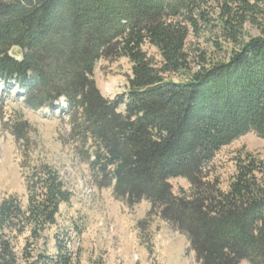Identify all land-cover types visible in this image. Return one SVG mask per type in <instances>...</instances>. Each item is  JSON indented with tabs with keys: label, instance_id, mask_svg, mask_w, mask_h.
Returning <instances> with one entry per match:
<instances>
[{
	"label": "trees",
	"instance_id": "16d2710c",
	"mask_svg": "<svg viewBox=\"0 0 264 264\" xmlns=\"http://www.w3.org/2000/svg\"><path fill=\"white\" fill-rule=\"evenodd\" d=\"M192 39L213 58L201 50L197 61ZM122 57L126 90L106 98L95 64ZM0 85L18 87L33 110L64 99L72 133L92 145L96 175L128 206L148 201L199 264H264V160L236 157L226 190L205 173L240 136L264 139V0H0ZM26 127L13 125L18 141ZM174 177L188 181L187 195L173 193ZM27 190L25 209L13 197L0 202V264H78L67 230L53 234V253L44 233L70 192L45 168ZM25 233L18 253L14 240Z\"/></svg>",
	"mask_w": 264,
	"mask_h": 264
},
{
	"label": "rangeland",
	"instance_id": "374dc122",
	"mask_svg": "<svg viewBox=\"0 0 264 264\" xmlns=\"http://www.w3.org/2000/svg\"><path fill=\"white\" fill-rule=\"evenodd\" d=\"M246 29L251 35L257 34L250 25ZM143 48L159 60L153 46L145 44ZM189 48L193 56L197 53V61L201 50L210 58L215 54L203 39H192ZM129 74L126 58H102L95 64L93 78L104 97L116 99L126 90ZM7 88L10 89L4 91L0 85V202L13 197L25 209L29 178L41 174L42 168L55 172L63 188L70 192L69 199L59 204L56 223L44 231L49 237V252H54L53 234L63 229L68 232L67 245L78 264H199L187 237L150 213L148 201L128 206L115 198L113 183L105 184L96 175L90 164L92 145L72 133L64 99L51 107L33 110L23 103L18 87ZM122 108L121 105L119 109ZM23 121L27 123L25 137L18 141L11 129ZM246 153L264 160V139L249 132L222 147L205 170L207 179L217 181L226 190L235 173V158ZM169 183L176 195L190 191V184L182 177L171 178ZM26 235L14 240L18 253ZM240 264L249 263L242 260Z\"/></svg>",
	"mask_w": 264,
	"mask_h": 264
},
{
	"label": "water",
	"instance_id": "95a60500",
	"mask_svg": "<svg viewBox=\"0 0 264 264\" xmlns=\"http://www.w3.org/2000/svg\"><path fill=\"white\" fill-rule=\"evenodd\" d=\"M16 53L12 52L15 56L20 57V50L18 48H15Z\"/></svg>",
	"mask_w": 264,
	"mask_h": 264
}]
</instances>
